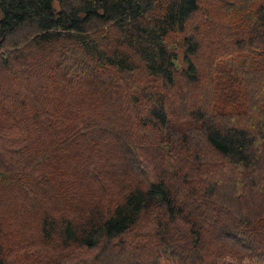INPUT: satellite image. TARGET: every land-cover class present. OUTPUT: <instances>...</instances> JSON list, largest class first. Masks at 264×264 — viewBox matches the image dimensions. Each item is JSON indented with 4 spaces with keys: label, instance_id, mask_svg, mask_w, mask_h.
Listing matches in <instances>:
<instances>
[{
    "label": "trees",
    "instance_id": "obj_1",
    "mask_svg": "<svg viewBox=\"0 0 264 264\" xmlns=\"http://www.w3.org/2000/svg\"><path fill=\"white\" fill-rule=\"evenodd\" d=\"M264 264V0H0V264Z\"/></svg>",
    "mask_w": 264,
    "mask_h": 264
},
{
    "label": "rangeland",
    "instance_id": "obj_2",
    "mask_svg": "<svg viewBox=\"0 0 264 264\" xmlns=\"http://www.w3.org/2000/svg\"><path fill=\"white\" fill-rule=\"evenodd\" d=\"M243 264H263V263H256V262H245Z\"/></svg>",
    "mask_w": 264,
    "mask_h": 264
}]
</instances>
